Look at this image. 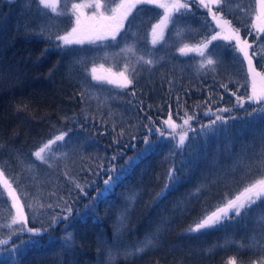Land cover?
Returning a JSON list of instances; mask_svg holds the SVG:
<instances>
[{
  "label": "trees",
  "instance_id": "16d2710c",
  "mask_svg": "<svg viewBox=\"0 0 264 264\" xmlns=\"http://www.w3.org/2000/svg\"><path fill=\"white\" fill-rule=\"evenodd\" d=\"M80 1L59 0L58 12L65 15H58L51 9L38 13L36 3L28 0H0V169L12 183L29 227L48 228L53 215L63 217L66 209L72 208L67 221L53 225L43 235L42 247H32L14 259L10 250L30 237L19 234V225L7 227L15 208L0 181V225H4L0 240L10 239L8 244L0 245V264H106L108 249L113 247L117 210L137 192L140 195L130 213L124 243L117 246L121 254L114 264H228L231 258L237 264L258 261L264 256V220L260 219L264 207H254L246 219L233 222L227 230L202 235L188 232L202 218L206 206H210L209 211L223 206L225 193L230 194L229 198L238 195L264 171V119L250 122L245 110L233 108L235 98L231 92L236 83L229 84L228 91L220 87L229 80L244 84L247 63L241 66L239 60L234 61V56L242 60V54L235 51V39H223L225 32L217 27L208 9L199 6V0H184L190 3V9L182 10L177 22L164 29V38L153 44L151 27L165 12L157 2L133 10L125 22L128 31L118 43H86L75 46L79 49L75 53L61 52L55 47L54 36L73 26L75 16L69 10ZM119 1L107 0L109 7ZM258 1L222 0L221 5L213 4L212 8L231 21L232 28L241 30L242 40L252 43L261 24L256 16ZM217 32L220 38L204 49L203 58L198 51L183 55L178 51L185 45L197 46L210 40ZM49 35L53 40L48 39ZM130 45L133 51L121 52ZM262 46L264 40L256 44V49L260 51ZM139 56L154 63L138 61ZM208 58L218 61L215 71L200 68L202 60ZM97 65L115 71H125L128 65L125 74L132 85L125 89L93 81L91 69ZM257 70L264 71L259 65ZM262 87L264 80L258 77L256 88L259 91ZM245 92H252L250 79L239 94ZM209 106L213 112L232 108L220 115L238 119L228 121L227 132H197L194 140L189 133L190 147L182 150L175 145L180 132L188 130L186 126L179 129L175 140L167 135L170 129L165 138L148 131L149 127H161L170 111L175 122L182 125L180 117L185 110L197 117L191 127L199 130L202 124L215 119L211 113L205 115ZM253 107L246 105V111L251 112ZM69 130L66 140L71 143L64 146L57 142L51 153H45L53 157L49 159L51 167L32 155L48 140ZM145 136L154 150L137 162L123 183L108 195L107 202L94 201L108 178L106 170H119L143 152ZM169 168L176 169L185 182L154 209L149 205L167 182ZM178 201H190V211L175 207ZM161 211L170 222L158 247L125 257L124 250L131 251L137 241L154 230ZM10 232L16 235L10 238ZM68 232L74 237L70 249L63 247ZM50 237L54 243H49Z\"/></svg>",
  "mask_w": 264,
  "mask_h": 264
},
{
  "label": "snow or ice",
  "instance_id": "6c2138e0",
  "mask_svg": "<svg viewBox=\"0 0 264 264\" xmlns=\"http://www.w3.org/2000/svg\"><path fill=\"white\" fill-rule=\"evenodd\" d=\"M29 3L35 2L37 5V12H44L46 9H51L52 12L57 13L58 15H65L64 12H58V3L59 0H28ZM114 2V0H113ZM158 0H120V3L115 4V7H109L107 0L102 2V0H91L90 3H73L71 9L69 10L72 15L75 16V26L69 32L64 34L54 36V44L56 49L61 52L72 54L78 51L75 46L91 44V45H103L108 46V42H117L122 35H126L128 29L126 27V21H128L130 15L133 13V10L137 8L138 5H152L157 4ZM190 2H195V0H190ZM221 5L222 0H199V6L208 9V12L212 15V19L216 21L217 27L225 28L227 26L229 34L224 35L223 39L231 41L235 39V51L239 54H242V60L239 56H234V61L239 60L241 66L244 62L247 63V73L244 77V84H240L238 81L229 80L228 84L221 83L220 87L225 91H228L229 84L236 83L238 86L234 91L231 92V96L235 98V105L233 108L245 110V117L250 122H255L258 119H264V87L259 91L256 88V80L259 77L261 80H264V71H258L257 65L260 68L264 69V46L262 50L258 51L256 49V44L264 40V2L261 3V13L258 16V19L261 20V24L256 31V39L249 43L247 39H241L240 29L232 28L231 21L224 20L220 17L217 12H213L212 5ZM159 7L165 10L164 16L161 18V21L158 25H153L154 38L152 43L157 44L160 40L164 38V29L168 27L171 23H176L179 15L182 13V10H189V2H181V0H171V3H161ZM89 9L90 15H85L83 9ZM244 11V9H240ZM175 17V18H174ZM159 28L160 31L157 34L156 29ZM44 29H41V34H43ZM249 35H252L249 32ZM221 33L217 32L216 35H213L210 40H205L203 43L199 44L197 47H190L185 45L178 49V51L183 55L188 52L198 51L203 58L206 53L204 49H207L213 41H216L220 38ZM49 40H53V36H48ZM229 47H232L229 45ZM47 51V49H45ZM133 51V46H127L125 49H121V52ZM138 61H143L145 64L151 65L154 63L153 60H145L143 56H139ZM218 64V61L208 58L202 60L200 68L204 69L205 67H211L215 71V65ZM128 65H125V71H121L118 76L119 79H107L105 77L96 75V68L91 69L92 80L97 82H106L109 85H117L119 88H128L132 85L133 81L126 75ZM252 81V92L247 94L245 92L243 95H240L241 88L245 87L248 80ZM86 83H88L86 81ZM89 86H93L90 85ZM220 99H223L221 97ZM255 105L252 108L251 112L246 111V105L251 106ZM232 108H217L215 112L211 106L206 109L205 115L211 113L215 116V119H210L208 124H202L199 128L193 129L191 127V122L195 121L197 117L194 114H189L187 110L184 111V115L180 117L182 120V125H179L173 119L171 111L169 112L168 118L161 122V127L155 129L149 127L148 131L150 134L159 133L161 138H165L166 132L168 129L171 132L167 133L171 140L176 139V133L181 127L186 126L187 131L180 132L178 142L175 145L177 150H182L185 147H190L187 142L189 141V133H192L191 139L196 138L197 132L200 135H206L207 133H215L220 130L227 132V126L229 120H236L237 117H228L220 115V113L231 112ZM151 121V117H149ZM166 126V128L164 127ZM147 127V126H146ZM71 130L68 132H61L59 135L55 136L53 139H50L42 147H40L32 155L35 156L36 160L40 161L42 164H49V159L53 158L50 155H45V153H51L52 148L57 142H63L64 146L71 143V140H66V137L70 136ZM145 148L143 152L137 154V156L132 157L129 161L126 162L125 166L117 170L115 167H111L106 170L107 179L103 182V187L99 189L96 193V196L93 197L94 201H103L107 202V197L109 194L114 193V190L117 186L123 183L126 179L127 174L132 170L138 161L146 158V155L154 150V145L150 142L149 137H144ZM66 155V154H64ZM113 160L116 159L115 156L112 157ZM176 169L169 168L167 173V182L164 184V187L156 194L153 198L150 207L156 209L167 200L170 193L178 190L179 186L185 181L182 180L181 176L176 174ZM0 181H2L5 189L8 190V195L12 200V208L16 209V215L12 217L11 223L7 225L8 228H12L13 225H19V234H28L29 239L27 241H22L21 244L15 245L11 250L9 255H12L15 259L16 255H23L28 249L32 247H42L43 241L42 237L46 234L53 225H57L62 221H67L72 212V208L68 207L66 213L63 217L53 215L51 217V223L48 228L40 227L34 228L28 226V220L25 217V213L22 207L19 206V198L16 195L15 189L12 187L7 179L4 178V171L0 169ZM77 188H80L83 191V188L79 184L76 185ZM201 187H204L203 185ZM197 193L200 192V188L196 190ZM140 193H132L126 199V206L118 209L115 225H114V238L112 241L113 247L108 249V260L106 264H114V261L118 255L121 254L119 248L117 247L120 244H123V234L127 230V225L130 222L129 216L131 211L134 208V205L137 201ZM195 195V194H190ZM229 193L224 194L223 206L215 207V210L209 211L210 206L204 208V215L198 222L195 223L194 227H190L188 232L190 234H205L209 231H218V230H227L233 222H239L241 219H246L248 214L252 211L254 207L260 206L264 207V171L261 172L260 177L255 179L253 182H250L247 187L243 189L238 195L229 198ZM190 202V201H189ZM189 202L178 201L175 207L180 208L182 212H188L190 209L187 204ZM58 206V205H57ZM28 207H31L30 205ZM44 207V205H41ZM48 208H51L52 205H47ZM88 207V206H86ZM159 221L156 224L154 230L147 232L143 240L137 241L136 245L132 246V250H124L123 255L125 257L141 255L148 250L158 247V243L161 237L162 232L167 228V225L170 222L169 217H165L161 213H158ZM96 219H99L98 217ZM264 220V216L260 218ZM149 224L153 222L148 221ZM71 225H68L70 227ZM4 225H0V228H3ZM67 232V227L65 228ZM16 235L15 232H10L9 237ZM10 242L8 240H0V245H6ZM55 241L52 238H49V243H54ZM74 243L73 233L68 232L67 235L63 238V247L70 249ZM107 244V241L104 242ZM226 243H231L226 241ZM219 247V246H217ZM211 251V250H210ZM264 251V249H261ZM16 264H19L16 261ZM228 264H237L235 258H231ZM253 264H264V256H262L258 261H254Z\"/></svg>",
  "mask_w": 264,
  "mask_h": 264
},
{
  "label": "rangeland",
  "instance_id": "374dc122",
  "mask_svg": "<svg viewBox=\"0 0 264 264\" xmlns=\"http://www.w3.org/2000/svg\"><path fill=\"white\" fill-rule=\"evenodd\" d=\"M184 0H181V2L183 3ZM91 0H83V1H80L78 3H90ZM264 2V0H259L258 1V5H257V12H256V16H257V22L260 24L261 23V20L258 19V16L260 15L261 13V8H260V5L261 3ZM120 3V1L118 2ZM158 3L161 4V3H171V0H158ZM117 4V3H116ZM115 7V5H114ZM85 15H90L89 13V9L85 8L83 9ZM165 11V10H164ZM219 15V14H218ZM220 16V15H219ZM162 18V17H161ZM161 18L156 22L154 23L153 25H158L161 21ZM75 26V22L73 24L72 27ZM72 27L67 31L69 32ZM160 31L159 28L156 29V33L158 34ZM221 32H225L226 35L229 34V31H228V28L227 26L225 28H221ZM150 36H151V39L153 40L154 38V32H153V26L151 27V30H150ZM198 46V45H197ZM195 45H191L190 47H197ZM96 68V75L97 76H101V77H105L107 79H119V76L118 74L121 72V71H115V70H112L111 68L107 67V66H104V65H97V66H94ZM7 190V189H6ZM11 198V197H10ZM19 206H20V203H19ZM21 207V206H20ZM15 215H16V209H15Z\"/></svg>",
  "mask_w": 264,
  "mask_h": 264
}]
</instances>
